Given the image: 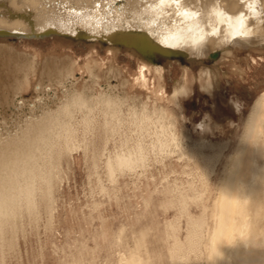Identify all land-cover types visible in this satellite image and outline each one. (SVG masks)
Returning a JSON list of instances; mask_svg holds the SVG:
<instances>
[{
    "label": "rangeland",
    "instance_id": "rangeland-1",
    "mask_svg": "<svg viewBox=\"0 0 264 264\" xmlns=\"http://www.w3.org/2000/svg\"><path fill=\"white\" fill-rule=\"evenodd\" d=\"M15 32L18 37L0 40V45L35 56L38 65L17 104L26 100L31 106L43 80L44 89H48L44 65L55 75L56 62L71 57L78 88L89 77L87 67L93 60L102 70L118 67L122 82L128 80L123 90L137 118L155 115L138 124L111 121L104 126L96 119L88 132L76 128L75 150H61L51 162L42 160V168L33 179V201L23 197L19 205L12 203L9 212L13 214L0 222V264H120L126 258L129 264H197L201 256L187 245L189 231L194 221H202L200 231L209 223L208 208L221 164L215 174L206 177L203 163L196 159L201 155L160 160L148 151L158 145L159 134L168 139L171 122L174 132L187 129L193 139L234 142L248 110L245 107L237 116L228 101L235 96L251 105L264 90V43L212 50L210 55L218 52L215 59H162L157 73L143 66L144 61L129 47H91L56 40L53 35L30 39L21 31ZM206 69L214 74L215 89L207 94L193 84L191 96L182 102V118L175 113L178 111L170 94L184 80L191 84L199 79L204 85L201 75ZM103 75V71L98 74V86L86 87L100 89ZM127 111L124 109L125 117L129 116ZM159 112L163 113L162 120ZM20 117L28 119L29 115ZM207 117L211 118L210 131L199 125ZM137 144L146 155L141 163L135 160L138 171L110 176L106 164L127 157L125 154L134 152ZM204 151V156H213V151Z\"/></svg>",
    "mask_w": 264,
    "mask_h": 264
},
{
    "label": "bare ground",
    "instance_id": "bare-ground-1",
    "mask_svg": "<svg viewBox=\"0 0 264 264\" xmlns=\"http://www.w3.org/2000/svg\"><path fill=\"white\" fill-rule=\"evenodd\" d=\"M185 10L195 17L177 14ZM236 17H242L248 35H230V24L235 20L229 18ZM14 30L30 39L53 35L56 40L91 47H129L144 61L143 66L160 73L158 62L162 59L182 62L189 53L211 59L212 50L220 52L231 45L260 46L264 43V0H0V40L18 37L12 33ZM189 37L198 43L170 46L177 38ZM176 51L184 56L174 55ZM37 67L35 56L0 45V222L13 214L9 212L12 203L19 205L23 197L33 201V179L42 168V160L51 162L55 153L75 150L76 128L84 133L96 119L104 126L111 121L138 124L155 115L153 112L141 120L137 118L123 90L128 80L122 82L118 67L102 70L93 60L87 67L89 77L78 88L71 57L56 62L55 75L44 65L48 89L41 81L31 106L26 100L18 105L16 100L23 97L22 91L30 86ZM101 71L104 84L100 89L87 88L98 86ZM213 78L210 70L202 72L201 79L211 90L215 89ZM182 83L188 84L186 80ZM182 102L179 108L175 106V113L183 118ZM126 108L128 117L124 116ZM23 114L29 118L21 120ZM159 115L162 120L163 113ZM210 122L208 118L199 125L210 131ZM172 123L167 128L168 139L159 134L158 145L151 146L148 155L160 160L201 155L196 159L203 163L206 177L215 174L221 164L208 208L209 223L202 233V221H194L189 231L187 245L201 256L197 264H264V114L254 116L247 125L244 119L234 142L193 139L187 129L174 132ZM204 150L213 151V156H204ZM125 155L106 164L110 176L138 171L135 160L141 163L146 157L139 144ZM127 259L122 260L123 264H129Z\"/></svg>",
    "mask_w": 264,
    "mask_h": 264
},
{
    "label": "clouds",
    "instance_id": "clouds-1",
    "mask_svg": "<svg viewBox=\"0 0 264 264\" xmlns=\"http://www.w3.org/2000/svg\"><path fill=\"white\" fill-rule=\"evenodd\" d=\"M189 57L191 58V53H189ZM193 84H198L201 92L207 94L211 93V86L202 85L199 79L193 80L191 84H184L181 82L178 86L173 88L172 93L170 94L174 102V106L179 108L180 102L182 100L188 99L191 96ZM228 102L232 106L237 116H240L245 107H247L248 114L247 117H245L246 125L254 116L264 114V93L255 96L251 105H246L244 101L235 96L230 97ZM233 123L234 122L229 121L230 125Z\"/></svg>",
    "mask_w": 264,
    "mask_h": 264
},
{
    "label": "snow or ice",
    "instance_id": "snow-or-ice-1",
    "mask_svg": "<svg viewBox=\"0 0 264 264\" xmlns=\"http://www.w3.org/2000/svg\"><path fill=\"white\" fill-rule=\"evenodd\" d=\"M162 2H163V0H162ZM177 14L179 16H181V17H189V18H194L195 15H196V14L190 13V12H188L186 10L182 11V12H178ZM229 19H234L235 20V23H231L230 24V29H231L230 35H232V36H241V37L248 35L247 30H246V28L244 26L242 17L229 18ZM218 22H221V21L218 20ZM199 39L202 40L203 36H201ZM189 41L193 44V46H195V44L198 43L197 39L194 38V37H189L188 39H179V38H177L175 40V42L172 43L170 46L171 47H179V46H181L184 43H188ZM164 42L167 43V40H165Z\"/></svg>",
    "mask_w": 264,
    "mask_h": 264
},
{
    "label": "water",
    "instance_id": "water-1",
    "mask_svg": "<svg viewBox=\"0 0 264 264\" xmlns=\"http://www.w3.org/2000/svg\"><path fill=\"white\" fill-rule=\"evenodd\" d=\"M174 55H178L179 57H183L184 56L183 52H180V51L174 52ZM217 56H218V52H215V53L211 54V59H215ZM174 59L175 58L170 59V60H174Z\"/></svg>",
    "mask_w": 264,
    "mask_h": 264
}]
</instances>
